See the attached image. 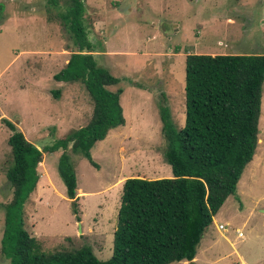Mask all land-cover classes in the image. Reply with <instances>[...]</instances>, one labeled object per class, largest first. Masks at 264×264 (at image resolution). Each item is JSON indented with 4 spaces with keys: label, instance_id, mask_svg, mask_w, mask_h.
<instances>
[{
    "label": "rangeland",
    "instance_id": "obj_1",
    "mask_svg": "<svg viewBox=\"0 0 264 264\" xmlns=\"http://www.w3.org/2000/svg\"><path fill=\"white\" fill-rule=\"evenodd\" d=\"M83 1L91 53L98 67L119 79L108 89L122 90L125 124L91 149L97 167L69 152L77 181L76 214L57 171L62 150L43 154L36 190L24 204L25 228L45 251L87 245L107 260L124 181L172 178L163 158L159 106L169 108L176 129L183 127L185 56L264 55V0ZM0 3L6 16L0 25V119L14 123L42 149L87 125L92 115L81 82L53 79L71 54L72 41L59 15L65 6L52 7L47 0ZM258 128L252 161L236 195L227 198L202 236L196 264H264V82ZM9 135L0 120V241L12 197L5 177ZM0 264H9L1 253Z\"/></svg>",
    "mask_w": 264,
    "mask_h": 264
},
{
    "label": "trees",
    "instance_id": "obj_2",
    "mask_svg": "<svg viewBox=\"0 0 264 264\" xmlns=\"http://www.w3.org/2000/svg\"><path fill=\"white\" fill-rule=\"evenodd\" d=\"M65 6L60 20L71 38V54L56 82H81L92 102L87 125L39 149L6 118L10 163L5 177L12 197L5 206L0 253L9 264H196L197 247L255 154L264 82V55L185 56V119L176 129L169 108L159 106L164 161L172 178H128L122 185L112 254L98 259L84 245L45 251L25 228L24 204L40 178L44 153L62 150L57 171L77 213V181L70 154L97 167L91 149L110 130L124 126L119 79L98 67L84 26L83 0H47ZM0 3V25L5 21ZM58 96L59 91H54ZM237 200L238 197H237Z\"/></svg>",
    "mask_w": 264,
    "mask_h": 264
},
{
    "label": "built area",
    "instance_id": "obj_3",
    "mask_svg": "<svg viewBox=\"0 0 264 264\" xmlns=\"http://www.w3.org/2000/svg\"><path fill=\"white\" fill-rule=\"evenodd\" d=\"M221 228L224 229L223 226H221ZM237 235H238L239 238H242L243 237V234L241 232H238Z\"/></svg>",
    "mask_w": 264,
    "mask_h": 264
},
{
    "label": "water",
    "instance_id": "obj_4",
    "mask_svg": "<svg viewBox=\"0 0 264 264\" xmlns=\"http://www.w3.org/2000/svg\"><path fill=\"white\" fill-rule=\"evenodd\" d=\"M258 133H260V131H258Z\"/></svg>",
    "mask_w": 264,
    "mask_h": 264
},
{
    "label": "crops",
    "instance_id": "obj_5",
    "mask_svg": "<svg viewBox=\"0 0 264 264\" xmlns=\"http://www.w3.org/2000/svg\"><path fill=\"white\" fill-rule=\"evenodd\" d=\"M59 83H61V82H59ZM35 192V191H34Z\"/></svg>",
    "mask_w": 264,
    "mask_h": 264
}]
</instances>
